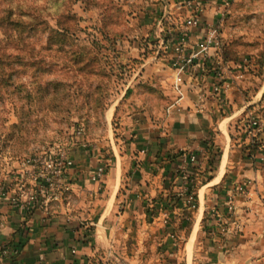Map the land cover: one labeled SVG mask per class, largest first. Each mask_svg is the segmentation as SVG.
<instances>
[{"label":"crops","instance_id":"obj_1","mask_svg":"<svg viewBox=\"0 0 264 264\" xmlns=\"http://www.w3.org/2000/svg\"><path fill=\"white\" fill-rule=\"evenodd\" d=\"M140 1L143 8L153 5V13L159 17L174 16L175 30L186 13L185 0ZM202 6L201 24L193 32V41L208 37L220 26V36H228L222 41L226 44L239 38L235 35L241 31L240 20L241 24L250 20V9L256 12L264 8V0H234L227 8L222 1L203 0ZM223 11L226 18L222 23ZM142 24H146L145 20ZM217 52L213 70L219 67L221 71L224 66L219 65L220 51ZM162 62L159 59L156 65ZM213 70L201 78H188L181 91L175 90L174 77H161L164 73L161 74L160 68L155 78L140 77L137 86L127 92L128 97L108 112L111 126L120 112L125 143L112 137L100 146L92 141L75 144L71 154H67L72 165L66 170L65 191L50 192L54 194L47 217L42 216L39 207L15 204L11 197L7 198L14 187L7 194L0 191V264H96L93 261L110 254L123 261L130 256L150 254L166 243L171 245L173 236H188L180 251L187 259L186 264H193L199 236H217L210 231L216 213L224 205L218 199L233 189L229 185L238 181V176L251 175L247 168H235L251 161L245 151L237 152L232 139L238 120L241 135L251 139L243 120L244 106L235 103V94L241 86L234 85L232 79H221ZM145 83L161 87L162 95L170 102L163 104L154 98L153 115L147 101L149 95L142 94L139 88ZM214 86L223 87L224 103L213 97ZM180 97L182 104L177 103ZM183 168L198 177L196 208L195 202L182 193ZM25 187L26 195L37 190L31 178ZM38 197L41 199L42 195ZM240 236L253 239L248 242L251 246L244 244L243 239L244 245L238 250L245 254L241 256L235 251V258L225 264L234 260L236 264H246L247 260L250 264H264L262 243H258L263 239L257 238L258 235ZM170 250L179 251L176 238ZM200 251V256L209 258L210 251L202 248ZM246 254L254 258L248 257L244 263Z\"/></svg>","mask_w":264,"mask_h":264},{"label":"rangeland","instance_id":"obj_2","mask_svg":"<svg viewBox=\"0 0 264 264\" xmlns=\"http://www.w3.org/2000/svg\"><path fill=\"white\" fill-rule=\"evenodd\" d=\"M112 5L117 9L114 10L117 11L114 16L110 15L112 8L106 11L105 7H91L83 2L73 6L74 13L79 18L77 40L68 46L66 56L49 57L47 59L48 69L39 72L43 85L51 91L55 90V86L48 82L57 78L60 81L62 94L56 98L54 94L52 96L45 90L42 95V105L37 101L36 96L30 105H24L25 112L28 114L27 130L25 131L27 151L21 157H15L18 152L22 154L23 151L16 147L15 140L11 137L17 136L16 131L11 128L18 122L15 106L11 100L0 105V190L8 179L16 178L15 181H18L20 178L28 179L30 177V172L33 170L30 161L32 156L42 155L41 157L47 159L48 162H54L52 160L57 158V155L64 154L67 157V154H71L70 150L77 143L92 141L100 146V144L104 145L112 140V137L123 140L125 131L122 129L124 126L120 124V112L113 120L112 126L107 119L108 112L128 97L127 92L132 86H137L140 77L145 76V79L142 78L143 80L155 78L154 76L159 73L157 70L160 68L161 74L164 73L161 77L171 79L174 77L175 90L181 91L188 78H201L208 73V70L197 74L188 72L184 76L183 84L177 87V72L172 68L173 54L170 53L171 43L169 41L170 34L175 32L174 16H171V19L159 17L157 13H153V5L143 8V2H138V0H114ZM258 10L255 12L250 9L248 15L251 16L250 20L241 24V19L239 23L241 31L234 35L243 36L245 40L249 39V42L260 44V47L247 55L241 67H230L232 72L235 71L231 75L234 85H240V90L242 89L244 92L241 106H244L246 118L243 120L246 121V129H248L247 116L249 115L260 118L264 126V65L260 64L261 60L264 61V8H258ZM185 17L186 13L184 16L182 15L179 22ZM144 20L146 24H142ZM51 23L55 26L54 21ZM227 37L223 35L218 40L221 43ZM35 40H38L41 46L47 44L45 35H40ZM84 47L90 48L95 58L98 59L96 66L98 74L78 71V65L73 61V56L79 48L84 49ZM84 58H89V56H84ZM159 59L166 65L163 62L161 65H156V61ZM214 59L212 63H214ZM221 63H223L222 59L219 65ZM213 71L216 72V70ZM221 71L219 70V73ZM234 77L236 78L234 79ZM20 79L27 83L32 92H36L35 78L23 75ZM146 84L148 85V83L140 84L139 88ZM169 86L171 83L168 81L167 87ZM181 101L180 97L177 103L182 104ZM148 103L152 114L156 101L149 97ZM237 105L239 106L238 103ZM118 117L119 120H117ZM240 121L238 120L234 127L233 146L238 153L245 151L251 161L246 166L241 163L235 165V168L243 170L247 168L251 175L238 176L236 178L238 181L229 185L233 189L218 199L224 205H221V209L216 213V220L214 224H211L210 231L217 236H199L193 264H205L206 261L209 262L208 264H225L228 259L230 261L235 258L233 254L235 251L242 256L245 252H240L239 246L250 244L248 242L253 240H250L249 236H240L242 234L258 235L257 238H262L263 241L260 242L259 239L258 243H262L260 245L262 250H260L264 251V130L257 132L258 135L255 139L256 143L260 145L259 149L251 152L253 140H246L241 135ZM122 142L125 143V140ZM21 148L25 147L21 146ZM57 160L60 162L61 156ZM54 165L61 168L59 163H54ZM51 170L54 171V167ZM51 170H47V173H51ZM14 185L11 195L6 196L7 198L11 197L13 203L19 201V194L22 197L26 195V185L22 183H14ZM53 194L43 191L42 198H46L47 201L52 200ZM219 204L221 203L219 202ZM187 237L173 236L171 245L166 243L157 251H151L150 254L148 252L143 255L130 256L123 261L110 254L102 256L93 263L186 264L187 259L180 249L184 248V240ZM175 238L179 248L176 253L170 250ZM205 238L212 241L205 242ZM211 246L214 248L212 249ZM201 248L210 251L209 258L200 256ZM249 248L246 249L249 250ZM230 253L232 254L228 255ZM249 256L251 254H246L243 258L244 263ZM235 262L234 260L230 263L236 264ZM250 262L247 260L246 264H250Z\"/></svg>","mask_w":264,"mask_h":264},{"label":"trees","instance_id":"obj_3","mask_svg":"<svg viewBox=\"0 0 264 264\" xmlns=\"http://www.w3.org/2000/svg\"><path fill=\"white\" fill-rule=\"evenodd\" d=\"M113 1L0 0V105L7 100H11L16 109L18 122L13 124L11 128L16 131L17 136L11 137L15 140L16 147L23 151V153L18 152L15 157H21L27 151L25 146V131L27 130L28 114L25 112L24 105H30L34 101L35 96L37 97V101L42 105V95L45 90L52 96L54 94L56 98H59L62 94L60 81L57 78L48 82L55 86V90L51 91L43 85L39 72L48 69L47 65L49 64L47 59L49 57L58 58L59 56H66L65 53H67L68 46H71L77 40L79 18L74 13L73 6L79 2H83L91 7H105L106 11L112 8L110 15L114 16L117 12L114 10L117 9L112 5ZM52 21L55 22V26L52 25ZM40 35L47 36V44L45 46H41L39 41L35 40ZM259 47L260 44L252 43L243 37H239L229 43H221L220 60L222 59L225 65L235 64L242 66V62L247 58V55ZM84 56H89V58L83 59ZM73 57V61L78 65V71L88 74L99 73L96 67L98 59L95 58L90 48H79ZM259 57L260 55L258 54ZM260 64L264 65V61L261 60ZM214 66L213 63L209 68V72H212ZM218 69L219 67L216 68V74L219 72ZM23 75L35 78L37 82L35 93L28 88L24 80L20 79ZM140 88L142 94H148L150 98H157L163 104L170 103L162 95L161 87L146 84ZM235 95V103L241 106L243 102L242 98L244 97L243 90L241 89ZM147 101H149V98H147ZM88 139L90 140L91 138ZM21 146L25 148L22 149ZM259 147L260 145L253 140L250 150L253 152L258 150ZM38 183L44 182L39 181ZM38 183H36L37 190L35 189V194H39L38 186L40 184ZM5 185L9 186L10 183L6 182ZM63 187L62 193L65 191L66 185ZM196 191L197 186H191L190 194L195 202V208L198 206L196 204L198 197Z\"/></svg>","mask_w":264,"mask_h":264},{"label":"built area","instance_id":"obj_4","mask_svg":"<svg viewBox=\"0 0 264 264\" xmlns=\"http://www.w3.org/2000/svg\"><path fill=\"white\" fill-rule=\"evenodd\" d=\"M218 2L222 1L224 8L230 6V3L234 0H216ZM203 0H185L184 8L186 11V17L182 20V22L178 25V28L170 34V43H171V52L172 56V68H174L175 72H177V87H180L184 82V76L186 73L190 72L191 74H197L201 71L206 72L209 71L210 66L213 64L212 60L215 58V53L218 55V51L221 49V43L218 40L220 37V26L215 27L210 33L209 36L199 40L198 42L193 41V32L194 30L200 26L201 19L203 16ZM221 21L226 18V13L222 12ZM221 23V25H222ZM220 56V52H219ZM223 65V72L221 71L219 74L221 79H232V70L230 67L221 63ZM224 94L222 86H214L212 90L213 97L223 101L222 95ZM203 96H201L202 100ZM224 103V101H223ZM202 104V101L200 102ZM247 135L254 139L257 137L258 133L264 130V126L257 116H247ZM42 156V155H41ZM41 156H32L30 158L33 170L30 172V177L28 179H21L15 181L16 178L8 179L7 182L11 184V186H3L0 190L2 194H7L9 192V188L14 187V183H22L26 185L31 178L35 183L42 181L44 183H38L39 185V194L42 195L43 191H47L48 193L54 191H60L62 193L63 186L66 182V170L72 165V161L68 159L64 154L57 155V158H54L52 161L48 162L47 159ZM59 162L57 159H60ZM192 161L195 160V157L191 158ZM51 161V160H50ZM55 164L60 165L61 168L55 167ZM54 167V171L51 170ZM47 170H51V173H47ZM181 177L183 183V191L187 197H189V201L193 202V198L190 194L191 186L196 185L197 175L192 172L188 168L181 169ZM14 181V182H13ZM38 194V195H39ZM37 193L34 195L32 192H27L25 197L19 198V201H16L15 204L21 202L24 205H28L31 208L39 207L42 210V216H48V205L50 200L47 201L46 198L39 199ZM27 197V198H26ZM232 203V202H231ZM229 205V204H228ZM230 206V205H229Z\"/></svg>","mask_w":264,"mask_h":264}]
</instances>
